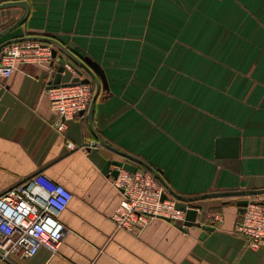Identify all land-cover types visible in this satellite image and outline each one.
I'll list each match as a JSON object with an SVG mask.
<instances>
[{
	"label": "crops",
	"instance_id": "0c3cea01",
	"mask_svg": "<svg viewBox=\"0 0 264 264\" xmlns=\"http://www.w3.org/2000/svg\"><path fill=\"white\" fill-rule=\"evenodd\" d=\"M11 1L27 2L30 15L24 23L26 8L0 10V35L14 29L0 45L54 39L97 63L106 80L94 131L87 111L62 132L48 92L68 60L58 45L49 67L18 64L0 79V194L41 173L74 196L60 216L67 231L59 255L42 248L18 264H264V247L250 248L235 232L240 198L208 202L186 230L165 219L139 237L118 230L111 216L122 195L103 171L125 160L104 147L79 148L97 141L95 132L162 171L184 197L264 190V0L0 4ZM73 77L67 72L62 83ZM222 138L240 139L238 158L216 157ZM210 214L221 222L206 232Z\"/></svg>",
	"mask_w": 264,
	"mask_h": 264
},
{
	"label": "built area",
	"instance_id": "2783aa9c",
	"mask_svg": "<svg viewBox=\"0 0 264 264\" xmlns=\"http://www.w3.org/2000/svg\"><path fill=\"white\" fill-rule=\"evenodd\" d=\"M52 44L37 40L23 41L6 46L0 59V79L11 77L18 64H39L49 67L55 63ZM53 110L59 116V131H65L67 122L84 115L94 97L92 84L48 90ZM94 141L79 147L81 150L99 149ZM78 147L70 145L74 150ZM120 191L122 201L111 216L118 230L139 237L155 219H165L185 227L187 211L178 209L173 198L163 200L166 192L156 177L145 169L136 173L120 170L117 179L112 178ZM73 194L44 174L19 183L0 194V261L18 264L35 257L40 249L59 255L66 227L60 216L69 207ZM197 217L203 209L197 208ZM205 226L221 222L220 216L210 214ZM236 234L247 240L254 250L264 247V194L248 198V206L238 223Z\"/></svg>",
	"mask_w": 264,
	"mask_h": 264
},
{
	"label": "water",
	"instance_id": "95a60500",
	"mask_svg": "<svg viewBox=\"0 0 264 264\" xmlns=\"http://www.w3.org/2000/svg\"><path fill=\"white\" fill-rule=\"evenodd\" d=\"M17 7H23L27 9V15L24 20V23H25L30 15V8L27 2L11 1V2H5L3 4H0V10L17 8ZM13 30L14 29L1 34L0 38L8 35ZM30 40H37V41H41L44 43L58 45L68 57V60L66 59L64 60L65 65H61L58 68L52 88L71 87V86H75L79 84L86 85V84H91L92 82L95 83L96 92L94 94L93 100L88 110V119L90 121L91 129L93 130L95 106L100 96L101 90H103L106 87V80H105L104 72L101 69V67L97 63L93 62L91 59L87 57L82 58V59L77 57L70 50L63 47L58 41L54 39H50V38H44V37H27V38L12 40V41H9V42H6L0 45V51L10 44L19 43L23 41H30ZM53 55H54V58H56L57 56L56 50H54ZM70 71L72 72L73 75H76V77H73L71 81L68 83H62L64 75ZM85 74H87L88 77L85 79H82L85 76ZM94 135L102 147L106 148L107 150L111 151L115 155L125 160V161L109 160L106 163V166L104 168V171H103L104 174L114 179H117L121 169L126 170L131 173H136L140 168H144L150 173H152L156 177V179L160 182V184L164 187L166 192L163 195V200H166L169 198L175 199L177 201L178 209L186 210L188 204L191 205L195 202L205 200V199L240 198L241 200L237 202V206L239 207L240 212L243 214L245 213L246 207L248 206L249 197L264 194V190H262V191H237V192H228V193H214V194L202 195L200 197H184L183 195L178 194L171 188V186L166 181L162 171H158L149 163L142 161L136 157H133L132 155H129L127 153L121 152L118 149L112 147L106 141H104L98 135H96L95 132H94ZM239 156H240V139L239 138H222L217 141L216 157L218 159H221V158L234 159V158H238ZM112 167H114L115 169L113 170ZM196 209L197 207L192 206V209L187 211L186 223L184 224L185 227L180 226L179 228L181 230H186V228H191L197 225L196 224V221H197ZM204 230L206 232L207 231L209 232V231H213L214 229L205 226Z\"/></svg>",
	"mask_w": 264,
	"mask_h": 264
},
{
	"label": "trees",
	"instance_id": "16d2710c",
	"mask_svg": "<svg viewBox=\"0 0 264 264\" xmlns=\"http://www.w3.org/2000/svg\"><path fill=\"white\" fill-rule=\"evenodd\" d=\"M93 88H94V91H95L96 90V86L94 84H93ZM221 199H227L228 200V199H231V198H221ZM213 200H215V199H205V200H201V201L195 202V203H193L191 205L194 206V207L203 209V207L206 206L208 202L213 201ZM212 210L216 211L215 208H212Z\"/></svg>",
	"mask_w": 264,
	"mask_h": 264
},
{
	"label": "rangeland",
	"instance_id": "374dc122",
	"mask_svg": "<svg viewBox=\"0 0 264 264\" xmlns=\"http://www.w3.org/2000/svg\"><path fill=\"white\" fill-rule=\"evenodd\" d=\"M94 89V88H93Z\"/></svg>",
	"mask_w": 264,
	"mask_h": 264
}]
</instances>
